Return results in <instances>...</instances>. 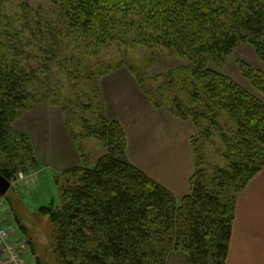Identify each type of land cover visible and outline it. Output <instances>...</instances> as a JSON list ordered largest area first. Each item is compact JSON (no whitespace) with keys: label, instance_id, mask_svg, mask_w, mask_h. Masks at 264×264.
<instances>
[{"label":"trees","instance_id":"obj_1","mask_svg":"<svg viewBox=\"0 0 264 264\" xmlns=\"http://www.w3.org/2000/svg\"><path fill=\"white\" fill-rule=\"evenodd\" d=\"M49 2L62 28L59 36L47 30L50 59L80 81L125 67L153 109L193 126L187 141L194 168L187 193L175 197L129 161L121 123L99 114L88 133L102 142L103 153L54 178L57 201L36 212L51 229L47 245L10 206L33 263L46 264L41 257L48 248L53 264H167L172 253H183L185 264H226L237 197L264 168V101L209 64L223 65L239 44L248 43L264 65V0ZM1 21L0 174L12 183L38 165L29 138L11 131V123L35 101L28 92L35 82L20 64L7 20ZM112 45L149 54L138 69L110 63L99 55ZM161 49L187 65L149 78L148 65ZM241 67L264 98V72ZM216 139L224 145L223 165L212 167L204 152Z\"/></svg>","mask_w":264,"mask_h":264},{"label":"rangeland","instance_id":"obj_2","mask_svg":"<svg viewBox=\"0 0 264 264\" xmlns=\"http://www.w3.org/2000/svg\"><path fill=\"white\" fill-rule=\"evenodd\" d=\"M0 19L7 20L11 42L18 45L21 51L20 64L26 71L30 69L33 72L35 82L34 85H28V92L35 93V101L27 103L25 110L11 123V131L15 137L25 135L29 138L38 161L37 167L30 168L28 173L17 174L7 194L0 196V220L4 221L5 227L12 233L11 241L18 239L20 235L15 234L17 224L11 212L12 206L20 217L34 227L32 232L38 235L37 241L47 245L51 229L46 225V219L37 217L36 212L40 207L49 205L52 199L57 201L54 178L62 171L79 166L85 161L93 162L103 153L102 142L89 135L88 127H94L99 114L105 115L106 92L102 87L106 88L111 78L73 80L61 70L63 68L60 69L55 59H50L47 53L52 45H46L47 30L50 31L48 34L52 32L59 36L58 31L62 28L56 10L49 0H0ZM2 23L1 29L5 26ZM156 52L159 55L158 60L149 64L146 71L149 78L166 75L187 65L186 61L170 55L168 51L161 49ZM148 54L149 52L143 50L124 52L112 45L101 50L99 57L110 63L125 62L138 69L141 67L140 60ZM60 56H64V52L59 53L56 59ZM241 65L264 72L263 63L257 57L253 46L248 43L239 44L223 65L210 63L209 68L231 78L264 101L250 87L243 76ZM118 70L112 78L117 81L121 94L131 97L129 87L132 84L128 80L130 73L125 67ZM131 80L136 83L132 76ZM156 84L162 83L159 80ZM157 85L151 87L156 88ZM126 104L129 107L132 103L127 102L125 106ZM140 110V120L136 124L131 123L127 130V158L135 167L180 198L188 191V181L194 168L193 155L187 141L191 137L190 133L194 131L193 126L177 118L175 123L169 124L166 117L170 113L165 109L158 110V115L162 114L160 116L164 117L158 116L155 120L148 117L143 107ZM223 151L224 145L221 140L216 139L213 146L205 148L206 163L212 167L223 165L220 156ZM8 199L12 205H9ZM179 254L182 256L180 260H183L180 264H185L184 254ZM48 255L47 248L41 259L46 264H53L47 258ZM23 258L27 264H34L28 242ZM177 262L171 263L178 264Z\"/></svg>","mask_w":264,"mask_h":264},{"label":"crops","instance_id":"obj_3","mask_svg":"<svg viewBox=\"0 0 264 264\" xmlns=\"http://www.w3.org/2000/svg\"><path fill=\"white\" fill-rule=\"evenodd\" d=\"M115 73L116 71L103 77L104 79L111 78L106 88L102 87L106 92L104 114L110 120L119 121L127 136L131 123L136 124L140 120V108L143 107L148 117L154 120L162 114L158 115L159 111L153 109L147 97L141 93L135 83H132L130 75H128V80L132 84L129 87L132 96L122 95L117 81L112 78ZM104 79L103 83H105ZM127 102L132 104L127 107V104L125 106ZM170 115L166 119L169 124L170 122L173 124L175 118ZM17 238L14 242L22 240L21 236ZM180 257L182 256L179 253H172L167 264H172L173 261H178L177 263L180 264L183 262ZM227 264H264V168L237 197Z\"/></svg>","mask_w":264,"mask_h":264},{"label":"built area","instance_id":"obj_4","mask_svg":"<svg viewBox=\"0 0 264 264\" xmlns=\"http://www.w3.org/2000/svg\"><path fill=\"white\" fill-rule=\"evenodd\" d=\"M10 237V230L0 220V264H27L23 258L27 241L14 242Z\"/></svg>","mask_w":264,"mask_h":264},{"label":"water","instance_id":"obj_5","mask_svg":"<svg viewBox=\"0 0 264 264\" xmlns=\"http://www.w3.org/2000/svg\"><path fill=\"white\" fill-rule=\"evenodd\" d=\"M11 188V182L6 180L1 174H0V196L4 197L9 189Z\"/></svg>","mask_w":264,"mask_h":264}]
</instances>
